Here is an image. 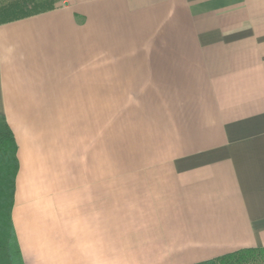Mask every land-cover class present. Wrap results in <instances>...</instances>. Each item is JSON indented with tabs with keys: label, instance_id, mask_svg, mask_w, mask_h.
I'll use <instances>...</instances> for the list:
<instances>
[{
	"label": "crops",
	"instance_id": "obj_1",
	"mask_svg": "<svg viewBox=\"0 0 264 264\" xmlns=\"http://www.w3.org/2000/svg\"><path fill=\"white\" fill-rule=\"evenodd\" d=\"M21 264H200L264 248V0H0Z\"/></svg>",
	"mask_w": 264,
	"mask_h": 264
},
{
	"label": "trees",
	"instance_id": "obj_2",
	"mask_svg": "<svg viewBox=\"0 0 264 264\" xmlns=\"http://www.w3.org/2000/svg\"><path fill=\"white\" fill-rule=\"evenodd\" d=\"M11 129L0 116V264H21L11 221L18 161ZM264 262V248L243 249L200 264Z\"/></svg>",
	"mask_w": 264,
	"mask_h": 264
},
{
	"label": "rangeland",
	"instance_id": "obj_3",
	"mask_svg": "<svg viewBox=\"0 0 264 264\" xmlns=\"http://www.w3.org/2000/svg\"><path fill=\"white\" fill-rule=\"evenodd\" d=\"M255 264H264V262H258V263H255Z\"/></svg>",
	"mask_w": 264,
	"mask_h": 264
}]
</instances>
